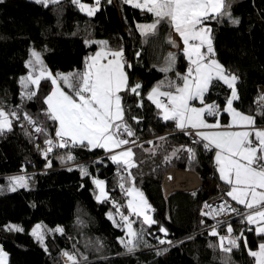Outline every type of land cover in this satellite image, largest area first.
Wrapping results in <instances>:
<instances>
[{"label":"trees","instance_id":"obj_1","mask_svg":"<svg viewBox=\"0 0 264 264\" xmlns=\"http://www.w3.org/2000/svg\"><path fill=\"white\" fill-rule=\"evenodd\" d=\"M231 11L234 18H239V25H232L227 18L220 23L210 22L215 57L239 77L237 90L240 98L234 101V107L255 114L253 101L260 91H264V0H232ZM152 18V14L125 5L122 0H112L111 4L101 0L100 10L93 17L80 12L71 0H60V3L48 7L35 0H0V101L6 109L19 105L20 109L42 122L53 138L55 122L43 112V100L51 87L50 81H41L34 99L22 102L19 97V78L27 71L25 61L30 50L41 52L44 63L53 72H82L84 58L97 48V44L85 45V40L104 38L111 48L123 46L127 61L133 65L129 70L130 82L137 77L143 86L141 94L145 97L144 107L139 108L137 102L140 98L126 95L123 101L129 110L126 116L139 137H153L140 144L143 148L134 146L138 167L131 171L135 186L144 192L155 209L154 219L165 223L169 230L166 237L153 233L158 223L150 228L144 225L143 239L148 246L142 240L134 252H127L119 242L124 236L123 229L114 226L107 216L108 212L115 214L113 204L97 202L91 177H82L75 167L72 171H68V167H57L60 164L57 154L63 149H54L51 154L54 167L43 173H28L31 177L28 188H18L15 192L0 191V246L8 254L7 264H65L61 255L65 250L76 252L81 264H224L223 254L208 247L210 242L216 243L217 238L209 236L210 230L205 228L209 221L199 213L202 201L221 181L212 166L213 150H206L202 143L193 144L182 132L174 131L175 123L164 122L157 115L156 107L146 99L153 83L165 74L159 69L170 51L177 57L175 69L171 72L184 71L187 66L181 48L167 42L171 33L181 45L179 37L167 23L160 25L156 36L145 38L140 35L136 23ZM137 51L141 53L139 58L135 57ZM229 94L230 89L217 82L207 101L223 105ZM132 116L138 117L140 123L132 120ZM21 125L20 121H14L13 130L0 136V183H4L7 175L21 169H36L44 163L35 139L26 135ZM256 125L264 126V117L257 116ZM161 133H166L163 136L167 138L165 141L154 138ZM44 138L38 135V141ZM181 145L195 149V160L190 161L187 153L182 151L177 157L165 161V156ZM153 147L156 148L155 154L144 151ZM70 151L76 160L91 158L82 165L92 177L98 176L107 182L112 199L123 205L121 211H127L119 192L117 165L103 150L75 147ZM169 167L196 171L201 178L200 185L192 190L165 193L162 179ZM202 220L204 224H201ZM10 222L17 223L24 230H5L4 225ZM35 223H42L47 228L62 226L64 233L47 234L45 251V245L31 234ZM232 224L236 226L235 222ZM135 225L139 230V221ZM245 235L251 249L264 239L254 231H245ZM156 237L171 240L173 244H159ZM165 248L168 249L166 252L163 251ZM253 262L254 258L248 255L241 242V247L231 253L229 264Z\"/></svg>","mask_w":264,"mask_h":264},{"label":"snow or ice","instance_id":"obj_2","mask_svg":"<svg viewBox=\"0 0 264 264\" xmlns=\"http://www.w3.org/2000/svg\"><path fill=\"white\" fill-rule=\"evenodd\" d=\"M44 7L60 3V0H35ZM79 11L88 17H93L100 10L101 0H94L92 4L82 3L81 0H71ZM123 4L130 5L141 12L152 14L153 22L150 24L137 23L136 29L140 35L147 38L156 36L160 25L167 23L172 32L178 34L182 46L172 38L171 33L167 42L173 47L181 48L184 58L188 62L186 71L175 75L180 83L165 79L158 81L146 94L158 110L157 115L164 121H173L176 129L187 136H192L193 144L203 143L206 150H215V165L219 178L229 186L226 196L236 204L243 206L245 211L240 212L233 208L227 200L214 207L205 202L201 215L216 217L231 212L241 217V222L248 227L242 228L238 235L234 234L231 223L217 220L210 226L209 236L217 238L216 243L210 242L208 247L218 249L224 258V264H229L231 253L234 249L244 248L248 255L255 259V264H264V239L258 243L257 249L248 246L247 232H255L258 237H264V128L256 127L257 116L264 117V91H260L253 103L256 105L255 114H245L234 107V101L239 100L237 82L239 77L227 69L215 58L213 44V28L211 21L220 23L224 18L232 25H239V18L232 16V0H122ZM108 4L112 0H107ZM146 42V39H145ZM99 45L95 53L84 58L82 72L60 73L53 72L42 59V54L35 49L30 50V59L25 66L29 69L26 76L20 77L23 101L34 99L41 87V81H50L51 91L44 98V115L56 123L55 138L48 134L47 128L38 119L27 112H20V106L15 109H6L0 101V136L13 130L14 121H26L31 125L34 133L43 135L45 147L40 149L45 160V167L50 168L52 161L48 159L54 149H70L75 147L103 149L108 154V159L117 165L119 175V188L127 197L125 215L121 208L123 205L112 199L107 190V182L97 177H92L87 167L75 165L68 167L72 171L75 167L82 177L89 176L95 185L97 202H111L115 208L107 213L114 226L124 230V236L119 242L127 252L132 253L143 240L144 225L149 228L158 221L153 218L155 209L148 202L144 192L135 186V176L131 169L137 168L135 147L138 137L126 119V109L123 101L126 95L133 94L140 99L137 107H144L145 97L141 94L142 84L131 83L129 70L133 65L125 58L123 46L112 49L107 40H85V45ZM140 52L136 53L139 58ZM176 54L169 52L164 61V66L159 70L165 74L174 71ZM217 82H221L228 89L230 95L226 97L223 107L215 101L206 102L208 94ZM67 88L69 91H65ZM71 93V94H69ZM199 101L200 106H194ZM230 116L226 125L220 122L221 113ZM215 117L214 123H209L206 117ZM132 120L140 123L138 117ZM23 127V124L21 125ZM25 134L32 137V133L25 129ZM165 141L166 137H158ZM153 144V141H148ZM162 147V145L160 146ZM155 154L156 148L144 149ZM186 152L188 159L194 161L195 149L191 146L181 145L174 148L171 154L165 156V161L177 157L180 152ZM62 164H71L76 157L71 151L57 157ZM126 173V175H124ZM31 177H8L7 190L15 192L18 188H28ZM127 185V186H126ZM0 188V191H3ZM119 217V220L116 219ZM136 219H131V217ZM139 221L141 227H134ZM204 224V221H201ZM226 224V234H221L219 229ZM254 226V228H253ZM7 231H23L19 225H4ZM64 233L62 226L47 228L37 224L31 231L36 240L45 245L48 233ZM159 232L165 236L168 230L159 226ZM159 244L172 245L173 241L156 237ZM193 237H188L192 239ZM179 243H183L180 241ZM145 246H148L145 242ZM168 249H163L166 252ZM45 251L47 247L45 245ZM158 255L161 252L157 253ZM65 264H81L76 252L62 251ZM8 254L0 248V264H7ZM87 260V257H83Z\"/></svg>","mask_w":264,"mask_h":264},{"label":"built area","instance_id":"obj_3","mask_svg":"<svg viewBox=\"0 0 264 264\" xmlns=\"http://www.w3.org/2000/svg\"><path fill=\"white\" fill-rule=\"evenodd\" d=\"M136 53H135V57H136ZM125 58H126V55H125ZM135 82H139V79L137 77H134L132 79V81H131V83H135ZM20 92H21V89L19 90V97L21 98ZM15 108H16V105H12L8 109H15ZM20 112L22 114L23 112H26V111L20 109ZM126 119H127L128 123L132 126V128L135 130V128L133 127L132 123L130 122V120H129V118L127 116H126ZM20 123L23 124L24 128L27 129L28 132L32 133V138L35 139V145H39V148L40 149L44 148L45 147V145L43 143L44 140L43 141H38V135L39 134L34 133L31 125H29L26 121H23V119H21ZM259 126H261V125H259ZM174 131L182 132V131H180L178 129H175ZM135 132H136V130H135ZM185 136L188 137V139L190 140L191 143H193V139H195L194 137L187 136V135H185ZM136 137H138L137 145H140L145 139H149V137H145V138L139 137V135L137 134V132H136ZM39 154H40L41 158L44 159V163L40 167H38L36 169H29V170L21 169V170H19L18 172L14 173V174H28V173L36 172V171L43 173L47 169H49V168H46L45 167L47 161L45 160V158L42 155V153H41L40 150H39ZM51 154L52 153H50L48 157L51 158ZM98 156L99 155H97L96 157H98ZM89 160H91V158H89ZM89 160L80 159V160H77L75 162H72L71 164H59V165H57V167L58 166L59 167H71V166H73V164H75V165H82L83 163L89 162ZM212 166L215 169L216 166H215L214 161H212ZM52 167H54L53 164H52V166L50 168H52ZM119 182H118V185H119ZM119 190H120V192H122L120 188H119ZM225 193H226V186H225L224 182L220 181L216 185V190L212 194H210L207 198H205L202 201V203H201V205L199 207V213H200V215H201V210H202L205 202H207L208 204L216 207V206H218L220 203H222L225 200H227L228 203L231 204L233 208H238L239 211L242 212V207L240 205H237L234 201H232L231 198L227 197ZM203 217L209 220L210 226L213 225V224H215L217 220L226 221V222H229V221L235 222L236 226L233 227L234 234L235 235H238L239 234L240 229L247 227V224L246 223H242L241 222V217L240 216H238V215H236L234 213H231V212L222 214V215L216 217L215 219H213L211 217H206V216H203ZM222 234H226V233H222Z\"/></svg>","mask_w":264,"mask_h":264},{"label":"water","instance_id":"obj_4","mask_svg":"<svg viewBox=\"0 0 264 264\" xmlns=\"http://www.w3.org/2000/svg\"><path fill=\"white\" fill-rule=\"evenodd\" d=\"M201 183V178L196 171L190 169H181L177 167H169L165 170L162 186L165 193L173 191H185L192 190L198 187ZM163 225L167 230L165 223L160 221L156 228H154L153 233H158L165 236L163 233L159 232V226ZM169 235V230L168 234ZM166 236V237H167Z\"/></svg>","mask_w":264,"mask_h":264},{"label":"crops","instance_id":"obj_5","mask_svg":"<svg viewBox=\"0 0 264 264\" xmlns=\"http://www.w3.org/2000/svg\"><path fill=\"white\" fill-rule=\"evenodd\" d=\"M153 19L154 18H152L151 20H149V21H139V22H137V23H142V24H150V23H152L153 22ZM136 23V24H137ZM174 33V32H173ZM175 34V33H174ZM177 36H178V34H176ZM179 37V36H178ZM180 39V38H179ZM87 40H105L104 38H94V39H87ZM181 40V39H180ZM182 41V40H181ZM98 48H99V45H97V48L93 51V52H91V53H95L97 50H98ZM112 49H119V48H112ZM37 51V50H36ZM91 53H89V54H91ZM174 53V52H173ZM88 54V55H89ZM87 55V56H88ZM216 58V57H215ZM30 59V54L28 55V57H27V59H26V61H28ZM217 59V58H216ZM26 61H25V63H26ZM164 66V63H163V65H161V67H163ZM187 66H188V62H187ZM187 66H186V68H185V70L184 71H175L174 73L173 72H168L167 74H164L161 78H159L158 80H156L154 83H153V85L151 86V88L158 82V81H161V80H164L165 79V75H167V77L169 78V79H171V80H178L177 79V77H176V75H175V73L176 72H179V73H181V74H183L185 71H186V69H187ZM84 70V69H83ZM82 70V71H83ZM28 71H29V69L27 68V71L24 73V74H22L20 77H22V76H26L27 75V73H28ZM53 72V71H52ZM57 72H60V73H65V74H67V73H72L73 71H55V72H53V74H55V73H57ZM19 81H20V78H19ZM179 81V80H178ZM52 87V86H51ZM51 87H50V89H49V91L47 92V94L45 95V97L50 93V91H51ZM150 88V89H151ZM65 91H69L67 88H65ZM69 94H71V93H69ZM206 102H208V103H210V102H212V101H207L206 100ZM217 103V102H216ZM225 103V102H224ZM218 104V103H217ZM224 105V104H223ZM223 105H221V107H223ZM194 106H196V107H199L200 106V103H199V101H195L194 102ZM45 108H46V105H45ZM236 108V107H235ZM237 110H239L238 108H237ZM239 111H241V110H239ZM241 112H244V111H241ZM245 114H251V113H249V112H244ZM206 119L208 120V122L209 123H214L215 122V117H212V116H208V117H206ZM229 121H230V116L228 115V114H226V113H221V115H220V122H221V124L222 125H226V124H228L229 123ZM56 123H55V128H56ZM256 127H258V128H264V126H259V125H256ZM103 150V149H102ZM68 151H70V149H68V150H66V151H63L62 153H66V152H68ZM103 152H105L104 150H103ZM105 155L108 157V154L105 152ZM57 156L59 157V156H61V154L60 153H58L57 154ZM212 158H213V161H214V159H215V150H213V153H212ZM215 163V162H214ZM216 166V165H215ZM216 168V167H215ZM216 173H217V176H218V178H219V173H218V171H217V168H216ZM93 177H97V178H99V179H102V178H100V177H98V176H93ZM220 179V178H219ZM102 180H104V179H102ZM225 184V183H224ZM95 186V185H94ZM225 186H226V191L227 190H229V186L227 185V184H225ZM138 188V187H137ZM108 190V189H107ZM96 188H95V194H96ZM109 191V190H108ZM126 203H127V197L125 196V198H124V204H125V207H126ZM243 209H244V207L243 206H241ZM126 210H127V208H126ZM245 210V209H244ZM127 212H128V210H127ZM152 215H153V213H152ZM134 217V216H133ZM134 218H136V217H134ZM153 218H154V216H153ZM36 224L37 223H35V224H33L32 225V227H31V231H32V228L34 227V226H36ZM39 224H41V225H43L42 223H39ZM137 228V227H136ZM253 228H254V226H253ZM258 246V245H257ZM257 246L254 248V249H252V250H256L257 249ZM5 252V251H4ZM253 264H255V259H254V262H253Z\"/></svg>","mask_w":264,"mask_h":264},{"label":"rangeland","instance_id":"obj_6","mask_svg":"<svg viewBox=\"0 0 264 264\" xmlns=\"http://www.w3.org/2000/svg\"><path fill=\"white\" fill-rule=\"evenodd\" d=\"M81 2L82 3H87V4H92L93 2H94V0H93V2H89V1H86V0H81ZM181 41V40H180ZM181 46H182V41H181ZM170 52H172V51H170ZM173 53V52H172ZM140 82V81H139ZM177 83H180V81H176ZM230 95V94H229ZM136 117V116H135ZM166 133H161V134H158V135H155L154 136V138H158V137H161V136H164ZM152 138L153 137H149V139H151L152 140ZM158 140V139H157ZM64 150V149H63ZM63 150L61 151V152H58V153H60L61 154V156L62 155H65L66 153L64 152V153H62L63 152ZM66 150H68V149H65L64 151H66ZM105 153V152H104ZM50 160H51V158L50 157H48ZM75 161H77L76 159H75ZM74 161V162H75ZM60 164H62L61 162H60ZM21 175H24V176H28V174H11V175H7L6 176V178H5V181H4V183H0V188H3L4 190H7V186H8V180H7V178L8 177H13V176H21ZM219 182V181H218ZM127 186V185H126ZM119 192H120V190H119ZM120 194H122L123 195V198H125V195H124V193L123 192H120ZM238 205V204H237ZM245 210L242 208V212H244ZM109 213V212H108ZM124 214L125 215H128V212L127 211H125L124 212ZM116 219L117 220H119V217H117L116 216ZM131 219H135L134 217H131ZM209 221V220H208ZM228 223H231L232 224V221H229ZM10 224H15V225H18L17 223H15V222H10ZM37 224H39V223H37ZM36 224V225H37ZM233 225V224H232ZM20 226V225H19ZM35 227V226H34ZM33 227V228H34ZM134 227L136 228L137 226L134 224ZM233 227V226H232ZM32 228V229H33ZM205 228L206 229H208V230H210V222H208V224L205 226ZM137 230H138V228H136ZM124 231V230H123ZM220 232H221V234L222 233H226V224L225 225H223L222 226V229H220L219 230ZM51 233V232H50ZM50 233H48V234H50ZM145 242V240L143 239V243ZM0 248H1V246H0ZM4 251V250H3Z\"/></svg>","mask_w":264,"mask_h":264},{"label":"bare ground","instance_id":"obj_7","mask_svg":"<svg viewBox=\"0 0 264 264\" xmlns=\"http://www.w3.org/2000/svg\"><path fill=\"white\" fill-rule=\"evenodd\" d=\"M219 182H220V181H219ZM219 182H218V183H219Z\"/></svg>","mask_w":264,"mask_h":264}]
</instances>
